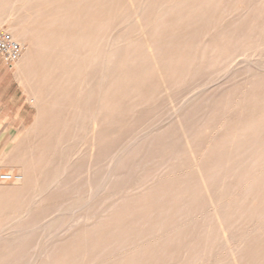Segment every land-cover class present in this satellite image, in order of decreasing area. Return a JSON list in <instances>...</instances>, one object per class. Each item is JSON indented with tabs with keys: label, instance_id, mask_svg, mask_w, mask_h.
<instances>
[{
	"label": "rangeland",
	"instance_id": "rangeland-1",
	"mask_svg": "<svg viewBox=\"0 0 264 264\" xmlns=\"http://www.w3.org/2000/svg\"><path fill=\"white\" fill-rule=\"evenodd\" d=\"M0 27V264H264V0H0Z\"/></svg>",
	"mask_w": 264,
	"mask_h": 264
},
{
	"label": "built area",
	"instance_id": "built-area-1",
	"mask_svg": "<svg viewBox=\"0 0 264 264\" xmlns=\"http://www.w3.org/2000/svg\"><path fill=\"white\" fill-rule=\"evenodd\" d=\"M24 53V46L15 41L12 36L0 27V58L11 67ZM18 177L11 174H0V181H18Z\"/></svg>",
	"mask_w": 264,
	"mask_h": 264
},
{
	"label": "bare ground",
	"instance_id": "bare-ground-1",
	"mask_svg": "<svg viewBox=\"0 0 264 264\" xmlns=\"http://www.w3.org/2000/svg\"><path fill=\"white\" fill-rule=\"evenodd\" d=\"M175 10V9H174ZM10 23V22H9ZM11 28V27H10ZM14 29V28H13ZM13 29H11V31L13 30ZM32 35V34H31ZM31 35H29V36H31ZM28 37V36H27ZM15 41H17L18 39H14ZM17 42H19V41H17ZM33 49V47H32V45L29 43V48H28V51H27V53L25 54V56L22 58V60H21V62H19V64L16 66L17 67V69H19V67H20V63L21 64H23V63H25V62H27L28 63V61H29V54H30V52H31V50ZM159 54V53H158ZM152 55H153V53H152ZM97 59V58H96ZM24 65H26V64H24ZM25 67V66H24ZM17 72H18V70H17ZM93 123V122H92ZM92 125V124H91ZM97 126V125H96ZM92 127H93V125H92ZM93 129V128H92ZM257 143V142H256ZM9 149V148H8ZM3 151V150H2ZM11 151V150H10ZM8 153V152H7ZM6 153V154H7ZM5 156V155H4ZM262 162H264V161H262ZM4 167V166H3ZM14 167V166H13ZM12 168V167H11ZM16 168V167H15ZM236 170V169H235ZM243 170V169H242ZM257 170H258V168H257ZM259 173V172H258ZM257 173V174H258ZM21 178V177H20ZM247 178V177H246ZM121 179H122V177H121ZM250 179H252V178H250ZM249 179V181H251ZM257 180V179H256ZM17 183V182H16ZM243 183V182H242ZM18 184H20V183H18ZM17 184V185H18ZM15 185V184H14ZM45 185V184H44ZM264 186V185H263ZM262 186V187H263ZM45 189V188H44ZM233 189V188H232ZM254 189V188H253ZM3 193V192H2ZM253 193V192H252ZM256 193V192H255ZM143 196V195H142ZM158 196V195H157ZM243 196V195H242ZM92 197V196H91ZM242 198V197H241ZM244 198V197H243ZM244 201V200H243ZM254 202H255V200H254ZM165 204V203H164ZM150 205V204H149ZM217 205V204H216ZM255 205V204H254ZM28 208V207H27ZM73 210V209H72ZM25 212H26V210H24ZM25 214V213H24ZM60 214V213H59ZM135 214V213H134ZM24 216V215H23ZM22 218V217H21ZM20 218V219H21ZM18 219V218H17ZM87 220V219H86ZM246 220V219H245ZM257 220V219H256ZM19 221V220H18ZM15 222V221H14ZM160 223V222H159ZM251 223V222H250ZM8 226V225H7ZM165 226V225H164ZM185 226V225H184ZM168 229V228H167ZM186 229V228H185ZM87 232V231H86ZM91 232V231H90ZM82 234H84V232L82 233ZM125 234V233H124ZM140 234V233H139ZM154 234H155V232H154ZM201 236V235H200ZM202 238V237H201ZM85 239V238H84ZM87 240V239H86ZM204 240V239H203ZM185 241V240H184ZM194 242V241H193ZM69 244V243H68ZM234 245H235V243H234ZM241 245V244H240ZM211 247V246H210ZM63 250H64V248H63ZM133 250V249H132ZM81 251V250H80ZM71 252V251H70ZM77 253V252H76ZM79 253V252H78ZM199 253V252H198ZM223 253V252H222ZM125 254V253H124ZM188 255V254H187ZM195 256V255H194ZM200 256V255H199ZM49 258V257H48ZM141 259V258H140ZM52 260V259H51ZM148 260V259H147ZM93 261V260H92ZM197 261V260H196Z\"/></svg>",
	"mask_w": 264,
	"mask_h": 264
},
{
	"label": "crops",
	"instance_id": "crops-1",
	"mask_svg": "<svg viewBox=\"0 0 264 264\" xmlns=\"http://www.w3.org/2000/svg\"><path fill=\"white\" fill-rule=\"evenodd\" d=\"M3 65H6L4 61L0 58V88L3 87L4 84V78L6 76V73L4 71Z\"/></svg>",
	"mask_w": 264,
	"mask_h": 264
}]
</instances>
